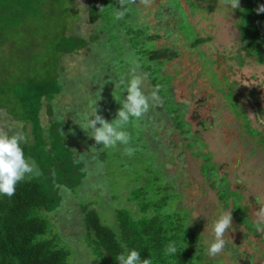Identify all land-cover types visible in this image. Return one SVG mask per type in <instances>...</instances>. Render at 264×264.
I'll return each instance as SVG.
<instances>
[{
    "label": "rangeland",
    "instance_id": "obj_1",
    "mask_svg": "<svg viewBox=\"0 0 264 264\" xmlns=\"http://www.w3.org/2000/svg\"><path fill=\"white\" fill-rule=\"evenodd\" d=\"M84 1H79L81 6H84ZM226 5L224 0H128L125 4L128 16L123 29H144L150 20L153 25L150 32L163 37L146 40L145 47L149 50L173 47L181 51L179 57L164 66V73L173 77L175 99L187 103L184 118L205 143L202 150L211 154V161L216 164L219 175L229 180L237 196H243L238 214L244 211L243 207L247 208L245 214L256 226L261 220L258 215L261 205L257 197L264 198V141L261 142L264 127L256 119L255 106L264 109V60L247 47L239 28V8L231 12ZM163 10L167 15L164 22H159L156 16L163 14ZM45 25L33 24L29 30L20 29L17 34L18 49L13 50L11 33L0 40L2 89L10 83L11 77L2 72L5 68L1 60L8 66L19 61L21 46L27 54L34 53L38 48L39 53L46 55L53 51L59 37ZM94 25L96 23L87 19L78 24V30L89 34ZM37 26L39 29H36ZM33 29L37 35L32 34ZM197 37L205 39L199 47L193 44ZM128 42L121 40V43L130 45ZM110 46L112 49L115 47L112 43L105 45L108 49H111ZM97 47L84 60V49L65 56L63 64L68 67L67 75L81 70L83 82L77 81L76 88L69 85L70 93L83 94L82 88L90 72L99 73L97 66L102 52ZM131 59L135 60L134 57ZM25 66L29 67L28 63ZM92 68L97 70L90 71ZM86 72L89 74L86 75ZM142 86L146 93L152 92V87L144 78ZM158 94L163 93L158 91ZM164 105L161 98L160 104L150 111L152 117L156 116L154 123L158 125L155 142L145 139L148 129L141 131L148 120L141 119L139 124L129 125L131 144L135 148L131 157L124 154L123 146L99 150L102 145H97L93 138L88 137L74 120L78 106L63 111L67 115L65 120L69 121L66 124V142L73 146L77 159L82 161L86 176L74 188L60 186L59 196H56L60 206L54 211L40 212L51 225L47 236L70 251L71 264H101L87 243V229L82 217L85 207L90 205L111 227L116 226L119 209L127 210L135 217L151 215L152 212H142L131 200V195L138 186L148 184L152 177L149 169L166 164L170 182L175 183L176 191L181 194L180 200L169 199L168 207L178 209L180 203L183 210L198 215L192 224L201 225L203 243L213 240L212 225L218 214L232 213V228L225 236L228 246L216 256L205 252L208 260H212L213 264H264V231L243 224L233 212L234 205L231 203L230 207H226L221 201L217 189L202 170V159L194 153L198 145L190 148V141L184 140L179 130H170L169 124L159 118L167 109ZM0 106L3 107H0V131L30 134V123L18 121L10 115L18 113V107L3 96H0ZM47 118L45 113L44 123H47ZM36 166L39 174L28 178L44 173L41 166ZM163 195V191H156L152 198L158 200Z\"/></svg>",
    "mask_w": 264,
    "mask_h": 264
},
{
    "label": "trees",
    "instance_id": "obj_2",
    "mask_svg": "<svg viewBox=\"0 0 264 264\" xmlns=\"http://www.w3.org/2000/svg\"><path fill=\"white\" fill-rule=\"evenodd\" d=\"M79 1L0 0V40L11 33L13 50L19 48L17 34L20 29L29 30L33 24H46L45 27L55 31L59 37L50 55L39 53V48L36 53L27 54L21 46L19 61L8 66L1 60L5 68L2 72L8 73L11 80L3 89L0 87V96L18 107V113L10 114L14 119L31 124V132L26 135L29 142L22 146L26 156L41 166L44 173L20 182L12 197H0V264H71L70 251L53 237L47 236L51 225L40 214L43 210L54 211L60 206L56 197L59 196L60 186L74 188L86 176L82 161L77 159L73 146L66 142V124L69 121L65 120L67 115L63 111L75 105L78 106L77 112L90 111L97 102V111L104 119L109 122L115 119L122 107L119 101L127 94L121 81L126 82L130 78L131 57L140 65L137 74L145 79L152 91L163 93L158 95L163 98L167 109L163 116L157 117L169 124L170 130H179L184 140L190 141V148L198 145L194 153L202 159V170L217 189L221 201L226 207H230L231 203L234 205L233 212L243 224L256 227L245 214L247 208L243 207L244 211L238 214L243 196H237L229 180L219 175L216 164L211 161V154L202 150L205 143L184 118L187 103L175 99L173 77L164 73V66L166 62L179 57L181 51L173 47L146 48V40L163 37L162 34L150 32L153 26L150 20L144 29H132V32L123 29L128 16L125 12L128 0H85L84 6ZM262 4L264 0H240L238 13L239 28L247 47L264 60V12H257ZM121 12L123 15H120ZM163 12L156 16L159 22L165 21L167 13ZM87 19L96 23L89 34L78 30V24ZM36 29H39L38 26ZM32 32L37 35L34 29ZM121 40L125 43L130 40V45L121 43ZM204 41V38L197 37L193 44L199 47ZM107 43L115 47L108 49L105 47ZM97 45L102 52L97 66L99 73L90 72L88 75L86 72L88 78L82 88L84 93L80 96L70 93L69 85L76 88L77 81L83 82L81 70L67 75L68 67L63 64L65 56L84 49V60ZM144 61L146 63H140ZM150 111L142 118L148 122L141 131L148 129L145 139L155 142L158 125L154 123L156 116L152 117ZM45 113L47 123L43 120ZM262 114L264 110H261ZM10 132L15 133L14 130ZM149 172L152 175L150 181L135 188L131 200L142 212H152L151 215L135 217L129 211L119 209L116 226L111 227L101 220L90 205L85 207L82 217L87 229V243L98 262L118 264L116 257L119 254L135 249L140 251L142 259H148L147 264H213L201 246V225L190 224L187 228L186 221L191 215L189 210H183L180 203L178 209L168 207L169 199L180 200L181 194L176 191L175 183L170 182L166 164L164 167H153ZM156 191H163L165 195L153 200L152 195ZM173 241L180 246L181 252L174 257L165 256L167 245Z\"/></svg>",
    "mask_w": 264,
    "mask_h": 264
},
{
    "label": "clouds",
    "instance_id": "obj_3",
    "mask_svg": "<svg viewBox=\"0 0 264 264\" xmlns=\"http://www.w3.org/2000/svg\"><path fill=\"white\" fill-rule=\"evenodd\" d=\"M228 8L231 12L240 7V0H227ZM257 12H264V4L257 8ZM120 15H123L121 12ZM131 69L127 81L124 83L126 95L120 100L122 107L119 109L117 117L111 122L104 119L97 111V102L90 111H81L75 114V122L86 132L88 137L93 138L97 145H102L103 149H112L123 146V152L128 157L135 153V148L131 144V135L128 131L129 125L135 122L139 124L141 119L153 107L161 102L158 90L146 93L142 86V78L137 74L140 65L131 60ZM259 123H264V114L256 117ZM29 142V138L19 132L9 134L7 131H0V197H12L15 194L16 186L29 176L38 175L35 161L26 156L24 148ZM257 202L261 205L258 215L261 220L256 224L257 231H264V198L257 197ZM198 217L196 214L190 215L186 221L187 228L193 220ZM232 228V213L220 212L213 222V240L211 243L205 241L203 246L209 256L221 254L228 246L225 236ZM180 246L176 242H170L164 252L165 256L174 257L179 254ZM118 264H147L148 259H142L140 251L132 249L122 252L116 257Z\"/></svg>",
    "mask_w": 264,
    "mask_h": 264
},
{
    "label": "crops",
    "instance_id": "obj_4",
    "mask_svg": "<svg viewBox=\"0 0 264 264\" xmlns=\"http://www.w3.org/2000/svg\"><path fill=\"white\" fill-rule=\"evenodd\" d=\"M255 108H256V111H255L256 112V116H257V114H258V117L261 116L260 112H261V110H264V109L261 106H258V108L255 106ZM260 124L264 127V123H260ZM262 140L264 141V138H261V142H262Z\"/></svg>",
    "mask_w": 264,
    "mask_h": 264
}]
</instances>
